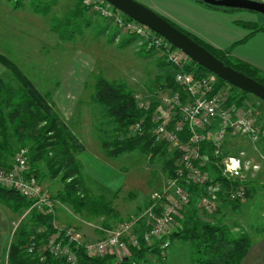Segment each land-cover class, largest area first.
<instances>
[{"label":"trees","instance_id":"obj_1","mask_svg":"<svg viewBox=\"0 0 264 264\" xmlns=\"http://www.w3.org/2000/svg\"><path fill=\"white\" fill-rule=\"evenodd\" d=\"M74 1H78L79 5L71 13V23L74 22L73 17L82 19L92 9L91 6L84 3V0ZM102 2L105 8L109 6L108 3ZM207 6L226 12L238 11L210 5ZM113 11L121 13L115 8ZM124 17L127 22H136L126 15ZM169 22L224 62L225 65L264 85V73L255 67L245 62L230 59L225 52L213 48L197 36L186 32L171 21ZM240 25L248 28L253 33H264V25L255 23H242ZM122 30L124 29L122 28ZM128 33L130 36L123 41L122 47L139 40L141 52L145 56L160 53L162 58L164 57L160 63L161 67H169L171 71L163 76V79L159 76L157 84L164 81V87L166 89L174 91L180 90L183 93L175 83V74L179 69L164 54V50L167 47L151 46L149 45L150 42L144 41L143 37L130 32ZM116 36L117 33H114L112 42ZM150 36H154L155 38L161 37L154 32ZM165 42L167 41L165 40ZM169 45L168 50H170L169 47L172 48L171 50L176 49L171 44ZM0 64L11 72V78L9 80L0 78V170L9 171L12 169L19 153L25 151L29 168L28 172L40 184L41 181L47 178L50 180L59 178L61 183H63V190L57 195H52L53 200L58 201L61 205L67 206L68 208L71 207L77 214L87 211L89 215L94 217L104 215L116 216L117 213L114 212L110 205L95 202L96 197L87 191L88 188L83 178L84 165L78 158L86 149L61 119L54 105L48 100L49 94L43 95L22 70L2 54H0ZM193 66L198 67L195 71V76L197 77L215 76L194 61H191V66L186 68V70L190 71ZM217 79L219 87L228 85L234 91V95L230 99L229 104L231 103L237 107H242L246 102H249V93L232 86L218 77ZM94 90L92 103L102 107L105 116L108 118V122L114 125L113 129H107L105 131V138L101 139L98 136L101 149L104 153L108 157H117L139 151L148 156L152 161L160 158L163 161L162 169L164 176L167 177L166 179L174 177L176 161L180 157L181 152L170 150L169 145L164 141H156L152 133L155 125L153 123V115L160 103L152 100V102L148 101L144 103L147 107H142L141 100L138 99L139 96L136 97L133 88L124 80L109 81L99 76L96 78ZM253 106L256 108V104ZM139 123L142 124L143 133L135 134L133 133V129ZM109 131L114 132L113 135H110ZM180 138L183 142L188 141V131L182 134ZM202 145L203 154L208 157L205 170L209 171L213 176L214 182H222L223 190L227 191L230 189V181L222 178L220 169L218 166L216 167L217 160L214 157L213 144L207 139ZM260 145L262 147L264 141ZM225 147L228 148L227 141ZM239 151L232 152L228 149L226 150V154L238 156V153L241 152ZM261 151L264 152V148H261ZM42 165H45L48 173L43 171ZM263 171L264 168L262 166V169L254 175ZM244 185L247 186L248 190L246 199H249L259 186V182L254 180L251 175ZM193 191L195 196L192 198L190 206L185 210L183 217L179 219L177 229L170 237L171 243L173 244L177 240L184 244L190 243L195 253L198 254V259L195 260L194 264H241L251 249L253 240L246 233L240 232L233 234L232 229L223 223L203 221V218L200 216V210L195 207L196 199L203 194V190L197 186L193 188ZM218 198L220 202L227 203L234 210L240 208L242 205L240 203L243 201H228L227 196L223 192L218 193ZM149 203L150 201L145 209ZM0 204L9 208L13 213L21 215L20 217L23 216V219L14 232L15 240H13L9 249L8 264H69L65 259L55 258L48 253L42 255L39 251L44 246L48 237L58 232L55 223L59 209H56L55 214L45 215L33 208V201L23 197L16 190L1 184ZM104 226L105 229L114 228L107 222L104 223ZM65 232L64 230L61 232V238L65 237ZM138 232L141 233L139 230ZM33 238L37 243V249L35 252L30 253L28 247L31 245ZM64 240L65 243L69 241L68 239ZM160 244L161 242L157 241L153 245H146L141 240L139 247L130 248L132 256L121 262L117 261L113 253L102 258L89 257L84 247L73 242L70 243V248L76 254V264H146L150 256H154L159 264H166V261L163 259V251L160 248ZM42 256H45L44 260Z\"/></svg>","mask_w":264,"mask_h":264},{"label":"rangeland","instance_id":"obj_2","mask_svg":"<svg viewBox=\"0 0 264 264\" xmlns=\"http://www.w3.org/2000/svg\"><path fill=\"white\" fill-rule=\"evenodd\" d=\"M145 1L146 5L137 2L150 9L152 5L161 6L163 10L171 12L178 18L183 15L180 14L179 8H172L168 0H166L167 6L158 0ZM256 1L264 3V0ZM197 3L207 6L202 2L197 1ZM24 4L25 1L22 6H25ZM38 4L40 2H35L33 6H37L38 9ZM78 5V1L74 0H71L69 8L66 4L60 5L56 12L59 18H54L52 21L54 24L52 30L56 34H48L44 26L45 17L42 15L46 11L44 4L39 5L43 6L44 10L38 9V14L34 12L32 14L31 4L25 10L27 5L24 9H15L14 0L10 4L1 3L0 31L5 25L9 26L7 29L9 39L0 42V52L18 64L43 95L49 94L48 100L54 105L61 119L84 145L86 151L78 158L84 165L83 178L87 191L96 197L95 202L110 205L117 215L94 217L87 211L77 214L71 207L57 203L59 210L56 222L60 228L75 227L85 239H99L102 237L105 222L117 227L129 217L142 213L152 194L164 189L167 177L164 176L163 161L160 158L152 161L139 151L108 157L101 149L98 136L101 139L105 138V131L113 129L114 125L108 122L102 107L92 103L96 78L102 76L109 81L124 80L133 88L136 97L139 96L141 105L152 100L160 103L168 89L164 87V81L157 84V79L159 76L163 79L171 68L161 67L160 63L164 57L162 58L160 53L145 56L141 52L139 40L122 47L123 41L130 34L122 30L114 19L102 16L93 8L90 11L96 14H86L81 21L73 17L74 22L71 23L70 11ZM238 11L246 13L255 24L264 25V15ZM91 18H94L92 24L87 25L88 19ZM114 33H117V36L112 42ZM56 36L60 39L58 41L60 44L56 43ZM26 39L31 45L25 46L24 53L21 54L19 44ZM38 39L40 42L37 44ZM197 69L196 66L194 71ZM0 78L5 80L11 78V72L1 64ZM233 95L234 91L232 97ZM248 98L255 115L263 113V116L264 109L258 106L256 109L253 105L260 102L264 106V101L251 94ZM109 133L113 135L114 132L109 131ZM227 144L226 150L235 152L243 148L240 151H245L247 157L261 163L264 168V153L259 152L261 145L255 147L250 139L242 135L230 137L227 139ZM42 169L48 173L45 165H42ZM252 178L259 182L253 196L240 208L234 210L228 205L225 210L221 209L222 211L212 216V222L228 225L233 234L246 233L255 241L264 235V171L253 175ZM41 185L51 196L57 195L64 188L59 178L56 180L47 178L41 181ZM5 210L12 213L7 207ZM17 223L5 250L3 249L4 253L2 251V264H8L9 249L15 240V229L19 225ZM163 259L166 264H194L198 254L190 243L184 244L177 240L163 253ZM146 264L159 263L154 256H150Z\"/></svg>","mask_w":264,"mask_h":264},{"label":"built area","instance_id":"obj_3","mask_svg":"<svg viewBox=\"0 0 264 264\" xmlns=\"http://www.w3.org/2000/svg\"><path fill=\"white\" fill-rule=\"evenodd\" d=\"M102 1L84 0V3L102 16L114 19L124 31L143 37L144 41L150 42L149 45L167 47L164 54L178 67L175 83L183 93L180 90H168L163 96L153 115L155 125L152 133L156 141L166 142L170 150L181 154L176 161L175 176L167 179L162 191L152 194L147 208L117 227L102 229V238L85 239L75 228H60L56 222L58 232L49 236L39 251L42 255L48 253L55 258L65 259L69 264L77 263L76 254L70 248L72 242L84 247L89 257L102 258L113 253L118 262L129 259L132 256L130 248L139 247L141 240L146 245L160 241V248L164 253L171 247L170 237L195 196L194 187L198 186L203 190V194L196 199L195 207L212 213L216 207L214 198L218 193L223 192L228 201H244L248 192L244 183L249 180V176L262 169L261 163L247 157L245 151L236 156L227 155L225 149L227 139L236 135L250 139L255 147L260 145L264 141L262 113L255 115L250 102H246L243 108L229 104L233 94L230 86L219 87L217 77L212 75L195 76L194 66L190 71L186 70L192 61L187 55L178 49L171 50V47L168 50L170 43L165 42L164 38L150 36L153 31L149 28L138 22H127L123 13L114 12L111 5L105 8ZM141 106L147 107L144 103ZM186 131L189 133V140L183 142L180 136ZM133 133H143L141 123L134 127ZM207 139L214 146L216 167L220 169L221 177L230 181V189L227 191L223 190L222 182H214L213 176L205 170L208 157L203 154L202 144ZM28 169L26 152L22 151L12 169L0 170V184L33 201V208L39 212L45 215L55 214L59 202L53 200L38 180L29 174ZM63 230L66 231L65 237L61 238ZM64 239H68V243ZM36 249L37 243L33 238L28 251L33 253Z\"/></svg>","mask_w":264,"mask_h":264},{"label":"crops","instance_id":"obj_4","mask_svg":"<svg viewBox=\"0 0 264 264\" xmlns=\"http://www.w3.org/2000/svg\"><path fill=\"white\" fill-rule=\"evenodd\" d=\"M11 1L12 0H0V4L4 2L10 4ZM14 1H15V9H24V7L27 5L25 7L26 10V8H28V5L31 4L30 10L32 14L33 12L38 14L39 13L38 9L44 10L42 9L43 6H39L44 4L45 5L44 7H46V11H44V14L42 15L45 17L44 26L47 28L46 32L48 34L55 33V31L52 30L54 25L52 21H54V18H59V14L58 15L56 14L58 7L60 5L63 6L66 4V6L69 8V6L71 5V0H20V1L14 0ZM23 1H25L24 4L25 6H22ZM136 1H139L144 5H146L145 3H147L145 0H136ZM158 1L167 6L166 0H158ZM35 2H40V4H38V9L37 6H33ZM168 2L171 3L172 8L174 9L179 8L180 14H183L180 18H178L177 16H175L174 14H172L167 10H163L161 6H157L156 4H155L156 6L152 5V9L155 10V12L160 14L162 17H165L172 23L179 26L181 29L197 36L199 39L203 40L213 48L221 52H225L230 59L234 61L245 62L255 67L262 73H264V33L263 32L253 33L248 28H245L240 25L242 23H254L252 22V20L249 19L248 16H246L247 15L246 13H242V11L226 12V11L210 8L208 6L204 7L202 5H199L197 1H193V0H168ZM76 8L77 7H74V10ZM74 10L73 11L71 10L70 12L72 13L74 12ZM89 11L86 14H90V15L96 14L94 11H90V12ZM188 16H190L194 20L190 19ZM81 20L82 19H80V21ZM93 20L94 18L88 19V24L89 23L92 24ZM8 27L9 26L5 25L3 30L0 31L1 34L0 42L9 39V37L7 36ZM49 30H51L52 32H50ZM44 37L46 38L47 36L45 35ZM58 41H60V39H58V37L56 36V43L60 44V42ZM39 42L40 39L37 40V44ZM29 45H31V43L28 39H26L25 42L20 43L19 52H21V54L24 53L23 49L25 48V46H29ZM0 54L3 55V52H0ZM16 65L22 70V68L18 64ZM255 104H256V109L257 106L260 109H264V106L260 102H257ZM261 148H264V145H262ZM259 152H261V149L259 150ZM247 200L248 199L241 201L240 204L245 203ZM214 201L216 207L212 213L200 211V216L203 218L202 219L203 221L212 222L213 220L212 216L215 215V213H219L221 209L225 210L226 207L228 206L227 203L220 202L219 198L216 196L214 198ZM5 208H6L5 206L0 204V264H2L3 262L1 257L2 251L3 249L5 250L7 241L10 238L11 234H13L14 225H16L18 221H19L18 223L20 224L21 220L23 219V216L18 217V214H15L13 212L8 213L5 210ZM102 237H103V233H102ZM241 264H264V235H261L260 238L253 241L251 249L244 257Z\"/></svg>","mask_w":264,"mask_h":264},{"label":"water","instance_id":"obj_5","mask_svg":"<svg viewBox=\"0 0 264 264\" xmlns=\"http://www.w3.org/2000/svg\"><path fill=\"white\" fill-rule=\"evenodd\" d=\"M124 15L149 28L199 66L223 81L264 101V85L227 66L167 19L135 0H103ZM204 4L264 15V3L256 0H194Z\"/></svg>","mask_w":264,"mask_h":264}]
</instances>
